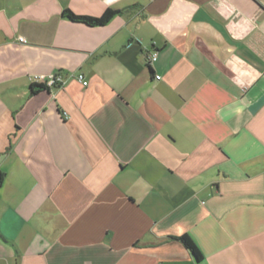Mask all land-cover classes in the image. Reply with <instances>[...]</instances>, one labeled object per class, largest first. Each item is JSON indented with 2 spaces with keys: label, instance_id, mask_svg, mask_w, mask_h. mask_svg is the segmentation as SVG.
Masks as SVG:
<instances>
[{
  "label": "crops",
  "instance_id": "obj_1",
  "mask_svg": "<svg viewBox=\"0 0 264 264\" xmlns=\"http://www.w3.org/2000/svg\"><path fill=\"white\" fill-rule=\"evenodd\" d=\"M0 172V264H264V0H0Z\"/></svg>",
  "mask_w": 264,
  "mask_h": 264
},
{
  "label": "trees",
  "instance_id": "obj_2",
  "mask_svg": "<svg viewBox=\"0 0 264 264\" xmlns=\"http://www.w3.org/2000/svg\"><path fill=\"white\" fill-rule=\"evenodd\" d=\"M128 9H130V7L120 9V10L107 9L99 17H90V16H86V15H76L68 9H64L63 15L72 21L84 23V24L89 25V26H100V25L107 24L114 16L121 14L122 12H124ZM48 88L49 87H47L43 83H33L31 85V92L34 93V92H38V91L45 90ZM2 181H3V173L0 172V186L2 184ZM175 238L177 240H179L193 254V256L197 260L201 259V253L198 251L197 247L195 246V244L192 242L191 238L188 235L184 234L181 236H177Z\"/></svg>",
  "mask_w": 264,
  "mask_h": 264
},
{
  "label": "built area",
  "instance_id": "obj_3",
  "mask_svg": "<svg viewBox=\"0 0 264 264\" xmlns=\"http://www.w3.org/2000/svg\"><path fill=\"white\" fill-rule=\"evenodd\" d=\"M22 40V39H20ZM157 55L155 52L149 54V56L147 57V63L150 64L153 61H155ZM156 78H159V76H156ZM33 79L35 81H37V83H43L45 84L47 87H52V86H56V85H62L63 84V79L62 77L57 74V73H51L48 75H35L33 76ZM77 79L79 81H81V83L83 85H87V81L83 79V75L82 74H78L77 75ZM39 81V82H38Z\"/></svg>",
  "mask_w": 264,
  "mask_h": 264
}]
</instances>
